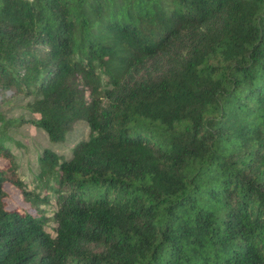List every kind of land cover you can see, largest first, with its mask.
Wrapping results in <instances>:
<instances>
[{"label":"trees","instance_id":"16d2710c","mask_svg":"<svg viewBox=\"0 0 264 264\" xmlns=\"http://www.w3.org/2000/svg\"><path fill=\"white\" fill-rule=\"evenodd\" d=\"M0 160V264H264V0H0Z\"/></svg>","mask_w":264,"mask_h":264},{"label":"rangeland","instance_id":"374dc122","mask_svg":"<svg viewBox=\"0 0 264 264\" xmlns=\"http://www.w3.org/2000/svg\"><path fill=\"white\" fill-rule=\"evenodd\" d=\"M88 132L89 130L85 123L79 122L75 125L72 132L66 136L62 143L51 144L47 141L45 134L41 130L32 126L26 125L17 130H13L14 145L11 147V150L16 158L17 164L19 165L20 173L23 178L26 179L25 182L30 176H33L36 173V158L39 153L43 150H50L57 155L67 157L71 145L77 141L85 139ZM3 164L4 162L0 160V166ZM27 185L30 186L29 184ZM11 199L16 204L21 205L17 195H12Z\"/></svg>","mask_w":264,"mask_h":264}]
</instances>
